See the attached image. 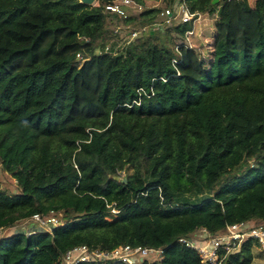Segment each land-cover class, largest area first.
Wrapping results in <instances>:
<instances>
[{
  "label": "trees",
  "instance_id": "trees-1",
  "mask_svg": "<svg viewBox=\"0 0 264 264\" xmlns=\"http://www.w3.org/2000/svg\"><path fill=\"white\" fill-rule=\"evenodd\" d=\"M113 1L0 0V169L18 187H0V264H57L78 244L209 264L179 238L264 224V0H133L126 17ZM182 3L214 16L209 55L185 43L192 21L160 16ZM51 210V232L16 228ZM258 257L247 238L223 264Z\"/></svg>",
  "mask_w": 264,
  "mask_h": 264
},
{
  "label": "built area",
  "instance_id": "built-area-1",
  "mask_svg": "<svg viewBox=\"0 0 264 264\" xmlns=\"http://www.w3.org/2000/svg\"><path fill=\"white\" fill-rule=\"evenodd\" d=\"M142 9V5L134 3L133 0H115L106 5V9L110 12L117 13L126 17L127 9ZM161 17H165L168 21L169 17H179L182 22L193 23L192 30L185 33V43L190 46V36L194 32V25L200 18L201 14L198 12H190L188 8L182 3L175 7L174 12L171 8H166L160 13ZM162 29V23H154L151 26L142 27V31ZM138 31H133L129 35L130 39L127 43L138 35ZM80 55L78 54L77 57ZM113 213L117 212L111 209ZM58 211L51 210L49 213L43 214L35 212L28 218L19 221L16 228L20 225L28 223V226H40L43 229L51 232L52 229L61 224ZM25 228L26 234L35 232L32 228ZM7 230L0 228V237L5 234ZM253 238L257 243V248L264 251V224H249L246 222H237L226 226L225 230L213 234L205 228H201L193 237H180L179 241L184 242L187 246L194 249L201 260L209 264H223V256L237 250L240 245L247 239ZM163 248L161 247H144V246H130L128 244L117 246L110 251L99 248H91L86 244L75 245L66 250L59 257L57 264H87L98 261H113L123 262L126 264H138L140 261L147 259L154 261L162 258Z\"/></svg>",
  "mask_w": 264,
  "mask_h": 264
},
{
  "label": "rangeland",
  "instance_id": "rangeland-1",
  "mask_svg": "<svg viewBox=\"0 0 264 264\" xmlns=\"http://www.w3.org/2000/svg\"><path fill=\"white\" fill-rule=\"evenodd\" d=\"M97 4H98V0L96 2V5ZM148 5L150 6V4ZM179 20H180L179 17H176L174 22H177ZM213 21H214V16L201 15L194 25L193 34L190 36V43L192 45H201L204 52L207 55H209V52L211 50L212 36L215 33ZM141 29L142 27L130 26L129 30L122 34V39L119 43L121 45L125 44L126 41L130 39L129 35L133 31H138L139 32L138 35H144L146 31H142ZM107 50L109 51V48L104 46L101 48H97L95 50V53H99ZM0 187L12 192H16L18 190L15 179L12 178L11 175L3 172L1 169H0ZM27 227H28V223L24 225H20L19 229H25ZM253 264H264V258H260V257L256 258Z\"/></svg>",
  "mask_w": 264,
  "mask_h": 264
},
{
  "label": "water",
  "instance_id": "water-1",
  "mask_svg": "<svg viewBox=\"0 0 264 264\" xmlns=\"http://www.w3.org/2000/svg\"><path fill=\"white\" fill-rule=\"evenodd\" d=\"M80 3L84 4V5H88V6H95L97 0H78ZM218 0H212V3L217 2ZM125 180V179H124ZM32 229L37 232V231H42L43 228L40 226H32ZM19 232L26 234V232L24 230H19Z\"/></svg>",
  "mask_w": 264,
  "mask_h": 264
},
{
  "label": "crops",
  "instance_id": "crops-1",
  "mask_svg": "<svg viewBox=\"0 0 264 264\" xmlns=\"http://www.w3.org/2000/svg\"><path fill=\"white\" fill-rule=\"evenodd\" d=\"M31 226L29 225L28 228H30ZM19 228V227H18ZM32 228V227H31ZM19 230H24V229H19ZM26 232V231H25Z\"/></svg>",
  "mask_w": 264,
  "mask_h": 264
}]
</instances>
